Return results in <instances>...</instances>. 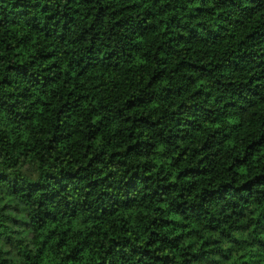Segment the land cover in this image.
Masks as SVG:
<instances>
[{
  "label": "trees",
  "instance_id": "16d2710c",
  "mask_svg": "<svg viewBox=\"0 0 264 264\" xmlns=\"http://www.w3.org/2000/svg\"><path fill=\"white\" fill-rule=\"evenodd\" d=\"M0 264H264V0H0Z\"/></svg>",
  "mask_w": 264,
  "mask_h": 264
}]
</instances>
